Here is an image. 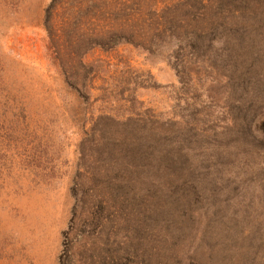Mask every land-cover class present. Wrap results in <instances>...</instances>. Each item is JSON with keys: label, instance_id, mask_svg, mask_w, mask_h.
Returning <instances> with one entry per match:
<instances>
[{"label": "rangeland", "instance_id": "374dc122", "mask_svg": "<svg viewBox=\"0 0 264 264\" xmlns=\"http://www.w3.org/2000/svg\"><path fill=\"white\" fill-rule=\"evenodd\" d=\"M50 2L0 0V264H264V0H130L183 26L90 50L80 94Z\"/></svg>", "mask_w": 264, "mask_h": 264}, {"label": "trees", "instance_id": "16d2710c", "mask_svg": "<svg viewBox=\"0 0 264 264\" xmlns=\"http://www.w3.org/2000/svg\"><path fill=\"white\" fill-rule=\"evenodd\" d=\"M135 11L130 0H51L45 9L43 24L47 36V48L60 68L64 80L78 94H80L78 86L86 85L91 79V66L88 67L83 62V57L90 50L95 48L103 51L111 50L121 43L139 45L158 38L161 31L173 32L183 26L182 21L177 20L151 21L138 18L134 16ZM101 119L107 121L100 120L101 125L98 122L106 144L130 146L131 150L127 152L129 155L132 150L137 149L134 145H137L135 141L138 137L126 136L124 129L127 128L128 122L109 117ZM110 125L118 129V132H113ZM112 133L116 135L113 138ZM152 149L153 147L150 146H142L138 153L132 152L140 160L149 161L153 156ZM132 161H134L133 156L130 163ZM169 196L173 198L172 195Z\"/></svg>", "mask_w": 264, "mask_h": 264}]
</instances>
